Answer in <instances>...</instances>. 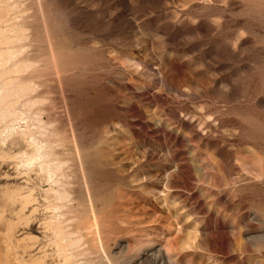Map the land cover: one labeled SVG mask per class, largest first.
<instances>
[{"label":"rangeland","instance_id":"1","mask_svg":"<svg viewBox=\"0 0 264 264\" xmlns=\"http://www.w3.org/2000/svg\"><path fill=\"white\" fill-rule=\"evenodd\" d=\"M0 264H264V0H0Z\"/></svg>","mask_w":264,"mask_h":264}]
</instances>
